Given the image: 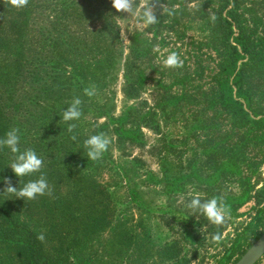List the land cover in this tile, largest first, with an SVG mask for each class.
Segmentation results:
<instances>
[{
    "label": "rangeland",
    "instance_id": "rangeland-1",
    "mask_svg": "<svg viewBox=\"0 0 264 264\" xmlns=\"http://www.w3.org/2000/svg\"><path fill=\"white\" fill-rule=\"evenodd\" d=\"M224 7L160 0L158 22L145 27L138 9L127 16L111 0H29L21 9L0 0V139L18 129L20 150L43 160L39 172L18 178L9 166L16 154L4 146L0 202L32 230H49L50 255L63 245L64 264H233L264 231V126H239L218 99L221 66L233 61L228 44L246 36L252 48L233 62L249 94L239 100L255 118L264 115V0ZM230 9L237 22L229 33ZM171 52L181 67H165ZM23 59L30 67L22 76ZM93 85L96 94L84 95ZM75 97L82 115L66 123L62 112ZM100 133L110 144L93 161L83 141ZM41 175L51 195L4 192V178L19 189ZM92 181L103 198L93 199ZM62 187L77 202L101 204L104 231L86 234L67 220L58 225L59 217L49 229L52 216L30 204ZM196 193L228 206L223 224L187 207Z\"/></svg>",
    "mask_w": 264,
    "mask_h": 264
},
{
    "label": "trees",
    "instance_id": "trees-1",
    "mask_svg": "<svg viewBox=\"0 0 264 264\" xmlns=\"http://www.w3.org/2000/svg\"><path fill=\"white\" fill-rule=\"evenodd\" d=\"M225 2V7L230 4L232 0H223ZM234 1V0H233ZM105 4L100 3V10L105 9ZM226 26L230 29L231 32L233 24L237 21L234 17L232 9L227 10L225 15ZM235 45L228 44L229 47V56L233 59L232 62L221 66L220 75L222 80L220 82V96L218 97L219 103L222 105V108H225L226 111L230 114H234L240 118V125L244 126L249 122H254L256 124H263L264 126V115L260 118H255L258 114H254L252 111H248L243 107V103L239 98H243L245 102H248L249 94L247 91L242 89L240 81L242 78V71H235L234 61L240 59L243 53H249L251 50L250 41L246 36H238L235 38ZM240 45V50L237 49V46ZM235 59V60H234ZM29 60V59H28ZM23 59L21 66L22 71L16 73L26 74L27 70L30 67V62ZM72 72H75V69H72ZM96 74V73H95ZM65 76V75H63ZM67 80H70L69 84L73 83L71 77H65ZM7 81V80H6ZM60 83H56L55 87L59 88ZM55 87H51L55 88ZM56 89V88H55ZM235 89V92H234ZM55 92V90H54ZM8 100V98H7ZM252 112V113H251ZM1 128V127H0ZM67 129V128H66ZM1 135V133H0ZM77 142V141H76ZM4 147L0 148V157L3 152ZM91 186L93 199L103 198V189H98L99 186L95 181H92L86 186L88 189ZM85 190V188H84ZM69 189H60L57 197L44 198L41 197L38 199L37 204H30L31 208L35 209V206L42 211H45L47 217L51 219L50 230L57 226L55 218L59 217V224L63 225V222L67 220L68 223L74 224L77 227H82V230L85 232H99L104 231L108 225V219L104 214L101 213L98 207H101L100 203H91L90 205H85L84 203L77 202L74 197H70ZM63 192L68 194V198L63 194ZM82 193V192H81ZM101 213V214H100ZM43 234L37 230H32L30 226L21 220L20 218L16 219L11 213L9 208L2 202H0V261L8 264H64L65 258L62 257L66 251L64 250L63 245H59L57 250H54V255H50L51 248L48 243L46 236L50 234L49 230L44 235V240L40 241L37 239V236ZM167 250V249H166ZM165 250V251H166ZM69 256V255H67ZM69 259V258H68ZM66 258V260H68Z\"/></svg>",
    "mask_w": 264,
    "mask_h": 264
},
{
    "label": "clouds",
    "instance_id": "clouds-1",
    "mask_svg": "<svg viewBox=\"0 0 264 264\" xmlns=\"http://www.w3.org/2000/svg\"><path fill=\"white\" fill-rule=\"evenodd\" d=\"M12 7L21 9L28 5L29 0H7ZM111 6L119 13L129 15L135 14L139 10L138 21L142 26H150L158 22L156 8L160 6V0H111ZM214 20L215 17H212ZM167 68H179L183 65L176 52H171L163 60ZM96 94L95 86H90L84 89V95L92 97ZM82 100L79 97L73 98L69 106L62 112L63 121L70 122L78 120L81 115ZM76 128L75 123H68L67 131L73 132ZM76 135H72L71 139L76 140ZM18 129H12L6 133L4 139H0V147L7 146L15 155L13 162L9 165L16 177H24L37 173L43 167V160L39 158L36 152L32 149L21 151L19 148ZM110 140L103 134L91 135L83 141L86 150V156L93 161L100 159L107 151ZM4 183L7 185L4 192L13 194L15 198L24 200H34L38 196L51 195V189L44 176H40L36 180H29L23 187H14L11 185V180L4 178ZM187 207L192 212H199L205 216L207 220L214 225H221L225 222L226 216L229 214L228 206L217 197L204 200L202 202L198 193L194 194L187 204ZM40 241L44 240V235L37 236Z\"/></svg>",
    "mask_w": 264,
    "mask_h": 264
},
{
    "label": "water",
    "instance_id": "water-1",
    "mask_svg": "<svg viewBox=\"0 0 264 264\" xmlns=\"http://www.w3.org/2000/svg\"><path fill=\"white\" fill-rule=\"evenodd\" d=\"M243 107L247 109L245 104H243ZM263 255H264V231L253 241V243L244 251V253L233 264H256Z\"/></svg>",
    "mask_w": 264,
    "mask_h": 264
}]
</instances>
